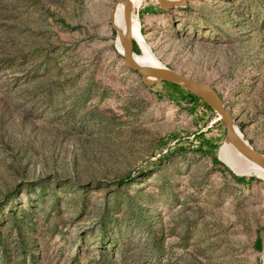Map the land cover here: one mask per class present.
<instances>
[{"label": "rangeland", "instance_id": "1", "mask_svg": "<svg viewBox=\"0 0 264 264\" xmlns=\"http://www.w3.org/2000/svg\"><path fill=\"white\" fill-rule=\"evenodd\" d=\"M115 1L0 0V264H264V179L197 150L203 132L220 152L216 112L125 65ZM134 16L264 152V0Z\"/></svg>", "mask_w": 264, "mask_h": 264}, {"label": "water", "instance_id": "2", "mask_svg": "<svg viewBox=\"0 0 264 264\" xmlns=\"http://www.w3.org/2000/svg\"><path fill=\"white\" fill-rule=\"evenodd\" d=\"M163 10H169L171 7H186L189 5V0H156ZM123 3L124 5V21L125 28L114 29L118 33V41L122 48L125 65L139 74L143 84L149 87L155 86L162 82H170L179 85L181 88L189 91L195 96L199 97L207 105H209L218 115L213 122L221 120L225 125L224 143L234 147L225 151V153L218 152L217 157L225 163L236 175L240 174L241 159L237 157L236 153L245 157L248 160L256 163L264 169V152L257 149L245 136L241 126L235 120L232 111L227 107L224 98L220 91L212 84L188 77V75L181 73L175 69L167 66L144 65L138 62L134 50V42H136L140 49L141 43L135 38L133 30V20L135 3L133 0H116L115 3ZM117 50V43L115 44ZM262 246L264 247V230L259 233Z\"/></svg>", "mask_w": 264, "mask_h": 264}, {"label": "trees", "instance_id": "3", "mask_svg": "<svg viewBox=\"0 0 264 264\" xmlns=\"http://www.w3.org/2000/svg\"><path fill=\"white\" fill-rule=\"evenodd\" d=\"M154 11H152L153 13ZM63 23L67 24V21L65 19L61 20ZM134 50L136 53L140 54L141 49L139 48L138 44L136 42H134ZM162 84L168 86L171 90L172 96L177 97L178 99L181 100H186L187 102H189L192 105V110L196 111L197 108L201 107V109L209 116V115H213L215 113V111L209 106L207 105L204 101H202L199 97L195 96L194 94L190 93L189 91L181 88L179 85L170 83V82H162ZM210 117V116H209ZM222 126H224L225 129V125L221 120H218L217 122H215L212 126V128H218L220 127L222 129ZM226 130H224L225 132ZM176 135H171V137H175ZM197 136V135H195ZM199 142L198 145L196 146L198 151H202V152H208L211 154V157L213 158V162L216 164H221L225 170L230 171V173L232 174V176L238 181V182H248L251 183V181L253 180V177L251 176L250 178H247L246 176H239L236 175L234 172H232L218 157V152H217V148L220 147L221 145V141L223 140L222 138H209L206 136L205 133L201 132L198 134L197 136ZM162 142H164V140H162ZM185 149L184 145H180L179 150L180 152H183V150ZM168 152L171 154L172 151L168 150ZM167 152V153H168ZM256 248L258 250H262V242H261V238L260 236H258L257 239V243H256Z\"/></svg>", "mask_w": 264, "mask_h": 264}, {"label": "bare ground", "instance_id": "4", "mask_svg": "<svg viewBox=\"0 0 264 264\" xmlns=\"http://www.w3.org/2000/svg\"><path fill=\"white\" fill-rule=\"evenodd\" d=\"M135 3V8L139 7L144 0H133ZM133 20V30L135 38L141 43L142 53H136L135 57L141 64L144 65H155V66H166L164 65L158 58L157 54L152 50V48L148 45L146 38L142 31V25L140 21L134 16ZM113 27H117L120 29L125 28V21H124V5L123 3L115 4V10L113 12V19H112ZM117 46L119 51L122 53V48L120 46L119 41H117ZM232 149L234 147L231 145L223 144L220 149V152L225 153V151ZM237 157L241 159V168H239V172L242 175H255L264 179V169L258 166L256 163L252 162V160H248L245 157L241 156L239 153L235 152ZM264 252V251H263Z\"/></svg>", "mask_w": 264, "mask_h": 264}, {"label": "crops", "instance_id": "5", "mask_svg": "<svg viewBox=\"0 0 264 264\" xmlns=\"http://www.w3.org/2000/svg\"><path fill=\"white\" fill-rule=\"evenodd\" d=\"M144 9L148 14L152 13L153 7L151 5L145 6Z\"/></svg>", "mask_w": 264, "mask_h": 264}]
</instances>
